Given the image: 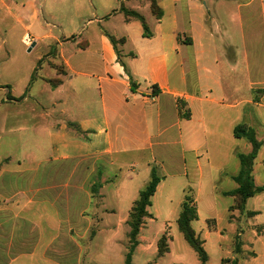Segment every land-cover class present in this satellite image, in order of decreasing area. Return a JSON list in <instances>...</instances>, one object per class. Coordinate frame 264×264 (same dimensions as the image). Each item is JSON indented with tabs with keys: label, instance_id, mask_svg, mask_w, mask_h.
<instances>
[{
	"label": "crops",
	"instance_id": "obj_1",
	"mask_svg": "<svg viewBox=\"0 0 264 264\" xmlns=\"http://www.w3.org/2000/svg\"><path fill=\"white\" fill-rule=\"evenodd\" d=\"M156 1L163 11L161 19H157L153 14L150 0H116L103 16L99 17L94 14L86 22L82 33L78 32L77 37L81 39V42H78L77 38L74 39V35L71 39L68 38L66 43L55 39L52 35V40H54L52 44L58 47L57 59L52 64V80L60 81L58 85L52 87V126L47 128L52 164L73 163L77 160L96 158L98 161L105 160L113 165L135 156L145 162L144 171L117 175L114 179H107L102 172H98L96 192L91 195L82 194L80 190L83 181L87 183L92 177L94 170L90 168L84 170L53 168L52 170L18 173V177L23 178H44L37 182L31 180L33 181L31 187L39 185L40 188L49 189V183L53 185L58 181L65 188L66 193H64L67 198L62 201H47V199L36 201L29 198L28 194L31 190L23 193L28 198L27 205L49 204L50 207L60 210L58 227H52V240H57L61 235L71 237L73 227L76 225L84 226L86 231L89 228L87 226L92 224L97 226L93 237L95 238L101 233V227L105 222L110 221L112 226L108 228L111 234L109 241L119 242L121 234L127 235V242L123 244L126 250L125 255L122 253L119 258L123 259L121 264H125L129 247L128 220L131 208L139 198L140 191L150 181L153 165L157 167L159 174V166L156 165V160L159 158L156 152L157 147L179 145L184 163H186V155H193L197 168L202 172L200 162L202 152L205 151L208 143V133L217 137L214 131L216 126L224 121L230 134L237 141L245 139L234 136V128L238 125H246L256 132L253 125L247 122L250 118L253 120L261 118V124L264 126V96L257 101L252 93L255 85L264 90V64L254 69L255 74H259L260 77L254 78L249 68L250 57L259 55L261 49L264 48V0ZM125 11L142 16L149 28L150 36L144 34L142 22L136 17L126 16ZM223 15L228 16V21L234 25V30L225 27L229 47H239L233 41L236 36L244 50L247 85L245 93L242 87H238L236 81L231 78H226V80V76H210L208 73L205 78L196 75L195 78L193 76V79H190L184 69L185 62L192 63L196 67L205 63H218L217 58L210 57V49L216 34L213 26L215 25V29L220 32L219 24ZM12 19L17 23L29 19L32 24L26 26L28 31L34 30L35 27L40 28V31L37 29L34 40L47 35V32L42 30L46 20H39V12L33 0H25L21 5H18L17 0H0V51H4L8 44L9 21ZM108 36H113L117 40L124 38V43L117 46L119 56ZM238 61L239 58L234 54L232 64L236 66ZM34 70L35 68L32 72ZM205 71L208 69L206 68ZM30 80L26 89L30 87ZM132 84L134 88L131 87ZM153 88L157 92H154ZM179 100L183 102L184 110L190 113L188 119L180 115ZM220 107H224L225 111H222ZM256 138L263 145L257 132ZM250 149H252L251 145ZM206 154H209L208 150ZM238 154L240 153L237 151L232 152L234 156L238 157ZM136 167L137 165H134L135 169ZM240 167H238L239 171ZM239 171L226 176L233 179ZM221 172L224 173V171ZM222 175L225 177V173ZM159 176L162 179L151 198L152 204L148 208L150 217L145 219L146 222L161 217L160 211L151 213V208L160 194H166L171 204L175 187L183 190L184 199L186 196L187 189H185L182 176ZM17 183L21 185L25 182L18 180ZM108 185L113 187L111 194L108 193L114 199V202L110 203L105 201L106 196L104 195V189ZM237 187L238 185L231 190L219 192L214 185L211 194L224 195L225 192L233 191ZM45 189L42 192L34 191V197L50 193ZM53 192L52 190V196H54ZM184 199L183 201L177 200L172 207V214L175 213L177 205L182 209ZM194 204L196 206L195 199ZM246 205L244 213L255 212L256 215L250 218L255 220L261 212L257 208L248 210ZM180 212L179 214L177 212L176 223ZM237 212L240 215L241 211L237 210ZM17 216L20 217V213ZM28 220L33 219L28 218ZM195 221L191 223L193 229ZM229 221L233 222L230 219ZM61 225L67 226L69 230ZM28 226L29 223L24 224V227ZM144 226L137 238L138 245L132 256V264H136V259L140 261V256L148 253L156 256L157 259L173 253L172 248L175 244L173 235L165 234L168 238L169 250L159 257L160 238L157 243L156 241L151 242L142 234ZM211 229L218 233L219 239H222L223 232H219L215 225L208 228L204 239H201L196 232L203 242L204 249L206 239L211 235ZM16 233L22 236L29 231L22 228L17 229ZM43 233L50 234L51 231L41 230V234ZM253 235L255 238L259 236L254 230ZM182 237L186 241L183 234ZM24 239L20 237V240ZM178 241L182 252L175 254V262L177 264H201L198 254L189 243L186 241L194 253L184 244L183 240L178 238ZM249 247L246 246V248ZM19 257L20 255L13 261ZM209 260L208 257L207 264ZM106 262L113 264L112 259ZM147 262L149 260L145 261ZM221 262L227 264L225 258H222Z\"/></svg>",
	"mask_w": 264,
	"mask_h": 264
},
{
	"label": "rangeland",
	"instance_id": "obj_2",
	"mask_svg": "<svg viewBox=\"0 0 264 264\" xmlns=\"http://www.w3.org/2000/svg\"><path fill=\"white\" fill-rule=\"evenodd\" d=\"M33 1L39 12V20H46V24L42 26V30L47 32L46 37L34 40L35 33L37 29L40 31V28L35 27L34 30L28 31L26 26L32 24L29 19L20 23L12 19L9 21L8 44L4 51H0V264H109L106 262L108 259H112L113 264H121L123 259L119 258L122 253L125 255L126 250L123 244L127 242V235L121 234L119 242L109 241L111 234L108 228L112 226L110 221L105 222L101 227V233L95 238L93 237L97 226L92 224L87 226L89 228L86 231L84 226L76 225L73 227L71 237L61 235L57 240H52V227H58L60 210L50 207L49 204L27 205L28 198L23 193L31 190L32 192L28 194L29 198L36 201L45 199L62 201L67 198L65 188L58 181L53 185L49 183L51 187L48 186L49 189L40 188L39 185L31 187L33 182L31 180L37 182L44 178L18 177L21 171L90 168L94 170L92 177L87 183L83 181L80 190L82 194L91 195L93 186L98 184V172H102L107 179H114L117 175L144 171L145 162L135 156L113 165L105 160L98 161L96 158L77 160L73 163L52 164L47 136V128L52 126V86L48 80H52V64L58 56V47L52 44L54 43L52 35L64 43L74 35V39L77 38V41L81 42L77 36L78 32L82 33L86 22L94 14L99 17L103 16L116 0ZM24 2L25 0H17L18 5ZM219 26L220 32L215 29V25L213 26L216 34L210 49V57L217 58L218 63H205L196 67L192 63L185 62L184 69L190 79H193V76L195 78L196 75L205 78L208 73L210 76H226L225 79L231 78L236 81L238 87H242L245 93L247 90L246 62L241 42L235 36L233 41L239 47H229L225 27L234 30V25L228 21V16H221ZM26 35L31 38L29 44L25 43ZM21 37H23L22 41ZM29 48L31 51H28ZM234 54L239 58L236 66L231 62ZM250 58L249 63L252 65L250 67L249 64L250 71L254 78L260 77L259 74H255L254 69L264 64V48L261 49L259 55H252ZM33 68H35L34 72H32ZM206 68L208 71H205ZM31 74L34 75V80L29 89H26ZM7 84L11 88H6ZM252 93L257 101L264 96V90L257 85L253 86ZM220 108L225 111L224 107ZM247 122L253 125L258 138L263 141L262 148L254 162L252 176L257 186H264V126L261 124V118L259 120L250 118ZM207 126L209 129L208 122ZM214 131L217 137L208 133V143L205 151L202 152L200 160L202 172L197 168L193 155H186V163H184L179 145H170L156 148L159 157L156 160L159 175L182 176L185 189H187L186 195L189 194L195 199L198 219L194 223V229L201 239H204V234L213 225L219 232H223L222 239H219L218 233L211 229V235L206 239L205 250L210 259L208 264H222V258H225L227 264H233L235 260L237 264H264V192L250 198L246 205L248 210L257 208L261 212L255 220L250 219L253 216L244 211H241L240 215L237 210L230 212L229 209L234 204L233 197L220 193L211 194L214 185L219 192L231 190L237 185L230 176H226L239 171L240 165L237 166L240 164L239 158L232 155V152L247 154L251 150L250 144L245 139L235 140L224 121L216 126ZM206 150L209 154H206ZM134 165H137L136 169ZM221 171H224L225 177ZM18 180H24L25 183L18 185ZM44 189L50 193L34 197V191L42 192ZM112 189V185L104 189L107 203L114 202L112 196L108 194H111ZM52 190L54 196H52ZM173 191L172 204L166 194H160L157 197L151 213L160 211L162 215L159 218H153V221H145L142 233L151 242L156 241V243L165 234L173 235L175 240L173 253L162 259H157L156 256L148 253L140 256V261L136 259V264H177L175 254L182 252L178 238L183 240L184 244L194 253L183 239L175 221L181 207L177 205L175 213L171 212L177 200L183 201L184 192L177 187ZM192 205L195 206L194 202ZM18 213L20 217L17 216ZM28 218L33 220H28ZM25 223H29L27 228L24 227ZM22 228L28 230L29 233L18 235L16 230ZM41 230H50L51 233L41 234ZM66 230L69 228L67 227ZM253 230L259 235L258 237H254ZM20 237L25 239L20 240ZM236 239L241 246L239 253L236 252ZM246 246L250 247L246 248ZM18 255L20 257L13 261ZM253 256L255 258H251ZM146 260L149 262L145 263Z\"/></svg>",
	"mask_w": 264,
	"mask_h": 264
},
{
	"label": "trees",
	"instance_id": "obj_3",
	"mask_svg": "<svg viewBox=\"0 0 264 264\" xmlns=\"http://www.w3.org/2000/svg\"><path fill=\"white\" fill-rule=\"evenodd\" d=\"M151 2V10L153 14L157 17V19H161L163 16L162 9L158 6L156 0H150ZM126 16L136 17L138 18L143 25L144 34L146 36H150L149 28L146 24L145 19L137 13L125 11ZM112 45L116 49V53L119 56V50L117 46L119 44L124 43V38L117 40L113 36H108ZM34 80V75H32L30 80V85ZM52 87H55L60 83L58 79L48 80ZM134 88V84L131 85ZM6 88H10V86H6ZM154 92H157L155 88H153ZM178 109L180 115L183 118L188 119L190 117V113L188 110H184V104L182 101H178ZM234 136L236 138H245L249 141L252 149L248 154H238V158L240 161V171L237 175L233 176V180L237 183V189L225 192V196L234 197L235 204L230 207V211L239 210L244 211L246 202L249 198L254 197L258 193L264 192V186H256L254 178L252 176L254 162L258 156V153L261 149L262 143L258 141L256 138V132L253 128L248 127L246 125H238L234 128ZM162 177L159 176L157 167L152 166L151 168V177L148 184L140 191L139 198L134 202L130 216L128 220V225L130 226L129 232V247L128 252L125 257V264H132V256L135 248L138 245V235L141 231V228L144 226L145 219L150 217L148 213V208L151 206V198L155 194L157 186L161 181ZM97 185H95L92 190L96 192ZM194 202L193 197L189 194L185 196L184 202L182 203V209L180 215L177 220V224L180 232L184 235V238L189 243V245L194 249V251L198 254V257L201 261V264H207L208 255L203 247L202 240L198 237L196 231L192 227V222L198 219V212L196 210V206L192 205ZM248 215L254 216L255 212H248ZM236 239V252L239 253L241 246L240 242H237ZM168 238L166 235L162 236L158 242V256H163L166 252H168ZM233 264H237L236 260Z\"/></svg>",
	"mask_w": 264,
	"mask_h": 264
},
{
	"label": "built area",
	"instance_id": "obj_4",
	"mask_svg": "<svg viewBox=\"0 0 264 264\" xmlns=\"http://www.w3.org/2000/svg\"><path fill=\"white\" fill-rule=\"evenodd\" d=\"M25 43L26 44H29V43H31L30 41H31V38L29 37V35H26V37H25Z\"/></svg>",
	"mask_w": 264,
	"mask_h": 264
},
{
	"label": "water",
	"instance_id": "obj_5",
	"mask_svg": "<svg viewBox=\"0 0 264 264\" xmlns=\"http://www.w3.org/2000/svg\"><path fill=\"white\" fill-rule=\"evenodd\" d=\"M35 44H33V46H34ZM28 51H31V48H29V50Z\"/></svg>",
	"mask_w": 264,
	"mask_h": 264
}]
</instances>
